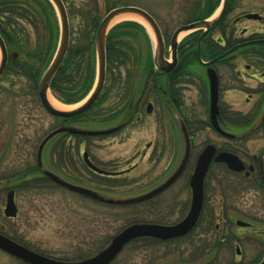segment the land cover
Segmentation results:
<instances>
[{"label":"rangeland","instance_id":"374dc122","mask_svg":"<svg viewBox=\"0 0 264 264\" xmlns=\"http://www.w3.org/2000/svg\"><path fill=\"white\" fill-rule=\"evenodd\" d=\"M201 1L66 0L68 14L73 13V17L69 18L71 39L72 42H80L73 36L75 37L77 33L82 35V30H80L82 15H88L90 11L93 15L96 4L102 17L107 14L106 6L135 4L159 18L167 31H174L187 22V13L191 5L195 3L203 5ZM241 2L242 12L264 14V0H241ZM201 9L200 7L197 12ZM127 15L129 14L119 15L120 18L113 26L123 21H132ZM144 22L146 24L144 25L145 34L139 33V35H131L124 39L125 44L121 46L125 53L123 63L121 66L113 65L109 68L106 88L96 107L79 120L71 121L73 127L105 128L114 119L121 118L122 121V114L119 115L122 97L130 91L137 93L139 84L144 85L143 82L147 85V90L152 89L153 79L143 80L140 67L147 61L148 53L152 56V60L157 54V41L152 27L147 21ZM251 25L244 23L241 27ZM27 28L32 45L31 51H39V35H46V31L40 29L37 32L38 29L36 30L31 25H27ZM189 34L190 32L179 39L182 40ZM58 41H60V36ZM22 58L25 60L23 55ZM43 69L40 77L45 72ZM27 88L29 90H26ZM36 88L38 89V85L24 76L6 73L0 78V228L10 238L17 239L18 242L43 255L63 261H76L100 251L108 244L112 236L132 221L157 220L170 225L181 221L187 215L191 193L188 181L185 179L156 200L157 210L160 209V213L143 217L140 213V207H143L141 205L133 209L108 207L103 203L94 202L82 195L69 192L53 183L45 184L39 181L42 178L40 172L27 171L37 164L36 154L42 138L58 125L56 119L48 115L42 107ZM49 95L60 102L52 92H49ZM204 103V100H196V98L192 102L193 110L192 114H188V119L194 126L199 121L208 119ZM237 103L241 105L244 100L237 99ZM115 114L119 116L114 117ZM208 140L220 146L230 148L236 146L228 140L216 137L211 130H207L196 136L195 153L200 152ZM65 141L70 152L76 154L77 150L73 149L74 143L86 141L90 153L91 151L99 153L106 160L112 157H117V160L121 159L128 147V145H121L110 149L105 144L106 141L98 138L85 140L66 136ZM134 142L132 140L130 144ZM256 145L259 143L255 142L254 146ZM183 148L184 144L181 140L178 146V157L183 154ZM57 154L53 146L46 150V166L59 173L61 177L63 175L65 180H70L69 182L72 181L92 190L108 192L105 194L108 198L123 199L128 196H138L145 188L155 183L150 177L141 178L140 174L146 170L145 168L135 170L132 175L124 179L98 177L89 171L78 158L75 161L66 159L65 169L62 170L58 165L61 158ZM172 155L168 154L162 159L158 173L168 164L169 168H173L175 161L174 158L171 159ZM23 172L26 174H22ZM120 184H125V186L118 187ZM10 187L18 188L19 214L15 219L5 218L3 213L7 199L6 190ZM237 220L252 223L257 221L264 224V202L260 196H254L251 190L237 195V175L216 167L209 177L203 221L190 237L147 248L142 247L141 243L132 244L125 249L115 264H238L240 257L237 256V245L243 252L241 262L253 261L260 252L264 237H256L253 229L238 227ZM217 225L218 228H216ZM223 239L225 242L219 245L220 240ZM0 264L22 263L0 251Z\"/></svg>","mask_w":264,"mask_h":264},{"label":"flooded vegetation","instance_id":"af4514ba","mask_svg":"<svg viewBox=\"0 0 264 264\" xmlns=\"http://www.w3.org/2000/svg\"><path fill=\"white\" fill-rule=\"evenodd\" d=\"M224 2L225 0H202L201 3L203 5L201 13L197 12L198 9L195 7L199 4L196 5L195 3L194 5H191L187 13V22L181 26L192 22L209 20L214 13L207 15L210 9L215 5H217V7H223ZM241 5V0H227V5L223 8L222 13L219 15L218 19L211 24L209 29L194 31L182 40L179 39L175 50L171 46V41L174 33L181 26L174 31H167V28L163 27L162 21L155 17L163 36L164 50L162 59H164L165 62H161L159 57L157 58V55H155L152 61L147 59V61L142 63L140 67V75L143 80L146 81V78L149 80L151 78L153 79L152 89L147 90V85H145L144 82V85L139 84V92L137 91V93H135V91H130L122 97V106L119 108V115L122 114V121L121 118L117 120L114 119L110 122L108 127L90 129L109 130L118 128V130L114 132L93 136L67 134L63 132L53 136L44 146L41 158L43 164L42 167L39 166L38 161V153L41 143L54 131L59 130L62 127L72 126V120L68 119L66 121L63 117L50 114L43 107L38 95V89L36 88L42 107L48 115L56 119L58 125L52 130H49L42 138L36 154L37 164L34 165V167L27 169V171H30L31 173L35 171L40 172L42 178H40L39 181L45 184L50 182L67 190L58 185L44 173L45 171H50L61 177L59 173L45 164L46 150L49 149L50 146H53L58 153L57 155L61 158L58 165L62 170L65 169L66 159L75 161L77 158L84 163L89 171L102 178L124 179L127 176L132 175L135 170L145 168L146 170L140 174L142 176L141 178L145 179L146 177H150L155 183L145 188L138 196H128L123 199L145 196L163 185L179 169L186 154L185 133H187L191 145L189 160L176 181L163 192L139 203L121 205L102 200V198H108L105 196L108 192L91 189L94 194H98V196H91L88 197V199L94 202L103 203L108 205V207L120 209H133L141 205L143 207H140V213L144 217V215L160 213V209L157 210L158 204L156 200L171 191L181 180L185 179V181H188L192 203L191 178L195 172L201 153L207 146L212 145L216 148V154L211 162L204 181V203L198 227L203 221L206 210L209 177L212 170L216 167L223 168L226 172L237 175V195L243 191L251 190L254 196H260L261 200L264 202V14L261 12L244 13L241 11ZM194 13H196V15ZM249 14H258L261 19H250L247 17ZM244 23H250L252 25L250 27H241ZM168 62L169 64H173V66L170 67ZM7 68L3 76L7 73ZM211 79L216 80L217 83V105L219 111L217 121L220 129L230 136H225L220 133L211 120ZM107 81L108 76L104 89L106 88ZM26 90H29V88ZM100 98L101 96L89 112L96 107ZM194 98H196V100L201 99L205 101L204 105L208 114L207 120L199 121L195 126L188 119V114H192V102ZM237 99H243L244 103L239 105ZM119 115L115 114L113 116L115 117ZM118 120H120L119 123H117ZM207 130H211L216 137L220 139L228 140L231 143L236 144L234 147L235 149L220 146L218 143L208 140L206 144L203 145L201 151L195 153L196 136L203 134ZM66 136L79 139L84 138L85 140L98 138L106 141L105 144L110 149H115L117 146L121 145H128V147H126L125 153L123 154L124 156L121 159L117 160V157H112L106 160L99 153H94L92 151L90 153L88 142L86 141L74 143L73 149L77 150V154L73 152L71 153L70 148H67V143L65 141ZM180 139L184 144V148L182 149L184 151L183 154H181L182 156L180 155V157H178V146L179 143H181ZM132 140L135 142L130 144V141ZM261 141H263L262 144ZM255 142L259 143V145L254 146ZM71 145L73 146V144ZM85 152L88 153L89 160L95 166L109 172L110 174H98L89 169L84 161ZM222 152H229L237 156V165L240 170L233 172L229 170L225 163L215 162L216 156ZM168 154H173L171 159L174 158L175 165H173V168H169L168 164L158 173L157 170L161 167L162 159ZM178 158H180V160H178ZM100 163L108 164L109 166H102ZM61 178H63V175ZM63 179H65V177ZM66 181L69 182L70 180L66 179ZM70 183L78 185L72 181ZM122 186H125V184H120L118 187L122 188ZM6 191L7 199L8 194L11 191H14L15 203L19 214L17 201L18 188L10 187V189ZM67 191L72 192L70 190ZM7 199L5 208L7 205ZM238 221L243 220H237V222ZM243 222L248 225L240 226L237 224V226L243 229H253L256 237H264L263 223L257 221H254L253 223L246 221ZM133 224L169 225L163 223V221L157 220H136L127 224L117 234ZM216 228H218V225ZM0 231L4 232L1 228ZM116 235L110 238V241L104 246V248L90 257L97 255L99 252L107 248ZM186 238L188 237L176 239L174 241H180ZM224 242L225 239L220 240L219 245H222ZM136 243H141V246L144 248L162 244L161 240L154 238H139L133 240L125 245L121 253L110 264H115L124 253L125 249ZM236 252L237 256L240 257L238 264H264V242L262 243L258 256L253 261L247 263L241 262L243 252L239 245L236 247ZM8 256L22 264H26L10 255Z\"/></svg>","mask_w":264,"mask_h":264},{"label":"water","instance_id":"95a60500","mask_svg":"<svg viewBox=\"0 0 264 264\" xmlns=\"http://www.w3.org/2000/svg\"><path fill=\"white\" fill-rule=\"evenodd\" d=\"M57 9L59 19H60V41L57 52L55 54L54 59L52 60L50 66L45 71L44 75L42 76L39 87H38V95L43 107L52 115H56L59 117L65 118L67 121L68 118L78 116L87 110H89L93 104L98 100L99 96L101 95L105 81H106V67H107V36L109 31L112 29L113 25L111 26L112 21L122 14H136L143 18L145 21L149 23L152 27L156 41H157V58L161 62H165L162 59V54L164 50V41L161 30L155 18L146 10L136 7V6H122L112 9L110 12L106 14V16L101 21L95 38V47H96V60H97V79L96 84L92 90V92L88 95L85 103L79 106L76 109L63 111L55 108L50 100H49V92H50V85L56 76L57 72L59 71L69 49L70 45V22L69 16L67 12L66 5L63 0H50ZM227 5V0H225L223 4V8ZM222 8V10H223ZM222 13V11H221ZM220 13V14H221ZM250 19H261L258 14H249L247 16ZM217 19L212 21H198L194 23H190L184 26H181L176 30L173 35L171 46L175 50L178 45V38L182 33L185 32H193L200 29H209L211 24ZM0 53H1V62H0V76L4 73L8 59L9 53L7 50L6 43L3 37L0 34ZM18 54L14 53L13 57L17 58ZM168 65L173 66V64ZM165 70L164 68H162ZM168 70V69H167ZM218 96H217V83L216 80L211 79V120L216 127V129L225 136H230L229 134L223 132L218 124L217 116L219 114L218 111ZM118 130L109 129V130H84L76 127H62L59 130L54 131L48 137H46L40 145L39 153H38V161L39 166L42 167V152L46 143L55 135L59 133H69V134H81V135H102L108 134ZM186 135V154L184 160L177 170L163 185L159 188L155 189L154 191L150 192L145 196H139L130 199H112V198H102L109 203L127 205V204H135L139 203L143 200L149 199L167 189L171 184H173L176 179L180 176L183 172L190 156V140L187 133ZM216 154V148L212 145L207 146L204 151L201 153L195 172L191 178V187H192V203L189 213L186 217L179 223L175 225H161V224H133L126 229H124L120 234L115 236L111 242V244L95 255L94 257L78 261V262H65L56 259L49 258L47 256L41 255L37 252L30 250L29 248L17 243L16 241L12 240L11 238L7 237L6 235L0 232V249L7 254L14 256L27 264H110L115 260V258L119 255V253L123 250L125 245L129 242L139 239V238H154L163 241H168L172 239H177L184 237L190 234L197 226L202 210H203V203H204V181L205 177L209 171V167L211 162ZM84 161L86 166L91 169L92 171L108 175L109 172H106L97 166H95L88 157V153H84ZM215 162L217 163H225L228 168L234 172L240 170L237 165V156L231 154L229 152H222L218 154L215 158ZM49 178L55 181L58 185L66 188L75 193H79L84 196H98V194H94V192L88 188L73 185L66 180L62 179L58 175L53 172L45 171L44 172ZM100 196V195H99ZM5 216L9 218H14L17 216L18 209L15 203L14 191H11L8 194L7 205L5 208ZM238 225L240 226H247L248 224L243 221H238Z\"/></svg>","mask_w":264,"mask_h":264},{"label":"trees","instance_id":"16d2710c","mask_svg":"<svg viewBox=\"0 0 264 264\" xmlns=\"http://www.w3.org/2000/svg\"><path fill=\"white\" fill-rule=\"evenodd\" d=\"M63 1L66 4V0ZM130 5L135 4L106 6V11L108 13L113 8ZM200 7L202 8L200 4L196 6L197 9ZM94 8L93 15L92 11L88 15H82L83 20L80 26L82 35L77 33L75 37L73 36L80 42H72L71 39L65 60L51 83L50 88L53 95L65 104H76L82 101L89 94L95 82L96 31L105 16L100 15L97 4ZM216 8L217 5L213 6L207 15H211ZM70 16L73 17L72 12L69 13V18ZM27 25L38 29L37 32L40 29L46 31V35H39V51H31L32 45ZM145 32L146 29L134 21H124L115 25L107 36V70L113 65H122L125 53L121 46L125 44L124 39L131 35H139V33L145 34ZM0 34L8 50L19 53L17 59L10 58L7 73L24 76L38 85L40 75L43 73L42 69L45 67L43 70H46L50 65L59 42L60 23L52 2L50 0H0ZM149 59L152 61V56L148 53ZM87 113L89 112L73 117L71 120L77 121Z\"/></svg>","mask_w":264,"mask_h":264},{"label":"bare ground","instance_id":"6f19581e","mask_svg":"<svg viewBox=\"0 0 264 264\" xmlns=\"http://www.w3.org/2000/svg\"><path fill=\"white\" fill-rule=\"evenodd\" d=\"M218 13H219V12H217V13L215 14L214 18L217 17ZM124 16H125V15H124ZM127 17H128L129 19H131L132 21L140 22V23H142L143 25L146 26V24H145V22H144L145 20H144L143 18H141L140 16L136 15V14H129V15H127ZM119 18H120V17H116V18L112 21L111 26H112L116 21H118ZM187 33H188V32H186V33H182V34L179 36V38H181V36H183V35H185V34H187ZM49 100H50L51 104H52L55 108H57V109H59V110H63V111H69V110L76 109L77 107H79V106H81L83 103H85V101H86V100H84V101L78 103L77 105H67V104H64V103L58 102L56 99H54V98L51 97L50 95H49Z\"/></svg>","mask_w":264,"mask_h":264}]
</instances>
